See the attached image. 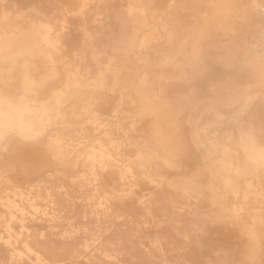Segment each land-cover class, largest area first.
Instances as JSON below:
<instances>
[{
	"label": "bare ground",
	"instance_id": "bare-ground-1",
	"mask_svg": "<svg viewBox=\"0 0 264 264\" xmlns=\"http://www.w3.org/2000/svg\"><path fill=\"white\" fill-rule=\"evenodd\" d=\"M261 46L264 0H0V264H264Z\"/></svg>",
	"mask_w": 264,
	"mask_h": 264
},
{
	"label": "rangeland",
	"instance_id": "rangeland-1",
	"mask_svg": "<svg viewBox=\"0 0 264 264\" xmlns=\"http://www.w3.org/2000/svg\"><path fill=\"white\" fill-rule=\"evenodd\" d=\"M244 2H249V0H244ZM256 24H251V23H242L240 25H238L239 27V30L237 31V33L235 34V38L241 43V44H245V42L247 41H254V42H258V40L256 39H252V35L250 34V28H252L253 26H255ZM258 27V26H257ZM125 34H128L129 31L125 30L124 31ZM151 33V31L147 32V31H139V35L142 36V35H146V34H149ZM186 32L184 31V34ZM159 39H162L163 37L160 36V34L157 36ZM164 42L162 44H160L159 46L156 47V49L159 51L156 53V56L159 57L161 54H164V53H169L171 52V49L169 48V45L167 43H165V40L164 38L162 39ZM260 49H264V46H261ZM105 56L104 55H101V59H105L104 58ZM57 58V57H56ZM64 59H74V56L72 53H65L64 54ZM121 58H124L123 55L121 54V52H119L118 55H116V59H121ZM149 58L150 59H155V56L150 52L149 54ZM79 59V58H77ZM65 67H67L68 69V65H65ZM66 69L64 68V71ZM157 92L155 89L152 90V93H155ZM129 99V98H128Z\"/></svg>",
	"mask_w": 264,
	"mask_h": 264
}]
</instances>
